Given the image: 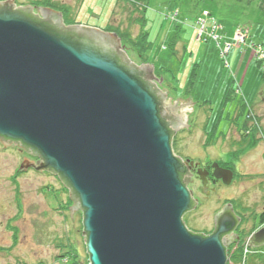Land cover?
Listing matches in <instances>:
<instances>
[{
  "label": "water",
  "instance_id": "95a60500",
  "mask_svg": "<svg viewBox=\"0 0 264 264\" xmlns=\"http://www.w3.org/2000/svg\"><path fill=\"white\" fill-rule=\"evenodd\" d=\"M34 7L0 1V140L38 157L21 170L52 172L69 189L90 264H227L241 218L232 205L211 234L183 220L197 206L188 183L199 161L177 155L173 138L196 102L172 103L116 33ZM215 168L229 185L234 171ZM248 239L264 246V226Z\"/></svg>",
  "mask_w": 264,
  "mask_h": 264
},
{
  "label": "rangeland",
  "instance_id": "374dc122",
  "mask_svg": "<svg viewBox=\"0 0 264 264\" xmlns=\"http://www.w3.org/2000/svg\"><path fill=\"white\" fill-rule=\"evenodd\" d=\"M14 3L60 11L66 25L116 33L130 61L153 65L159 77L162 72L165 79L158 85L168 91L172 103L175 94L196 102L189 130L182 128L175 134L174 152L202 165L228 163L235 178L230 186L223 185L219 196L211 198L193 186L199 204L183 220L194 232L210 233L215 228L214 215L230 203L244 218L245 234L252 233L255 214L264 211V61L253 48L258 43L264 48V0ZM36 7L34 12L40 14ZM176 10L180 15L172 18ZM204 10L221 24L217 33L222 35V43L234 42L227 60L221 58V47L214 38H199L197 20ZM237 28L248 30L245 42H237ZM143 33H148L150 43L146 52L133 41L139 42ZM183 54L187 59L182 60ZM173 79L177 87L170 84ZM3 144L0 142V264H90L83 235L84 213L79 207L71 216L74 201L69 200V189L52 172L21 170L23 153L16 144ZM26 158L32 159L27 153ZM248 264L254 263L250 259Z\"/></svg>",
  "mask_w": 264,
  "mask_h": 264
},
{
  "label": "flooded vegetation",
  "instance_id": "af4514ba",
  "mask_svg": "<svg viewBox=\"0 0 264 264\" xmlns=\"http://www.w3.org/2000/svg\"><path fill=\"white\" fill-rule=\"evenodd\" d=\"M190 114L191 113L187 114V118L186 119L188 121L191 120ZM174 140H175V135H174V138H173V143H174ZM0 142H2V141L0 140ZM13 144H15V143H13ZM3 146H4V144H3ZM16 146H18V145H16ZM18 148L23 153V155H24L23 157L26 158V153H27V156L32 158L31 160L38 161V157H35L31 153H29L23 147L18 146ZM22 161H24V158H23ZM216 163H218L223 168L232 169L231 166L228 163L222 164V163L215 162V161H209V162H207V163H205L203 165L197 163V164H195V166H193L190 169V175H189L190 181L188 183V188L193 192V197H194V200L196 201L197 205L199 204V202H198V198L195 195L196 194V190L194 189L193 186L196 185L197 191L199 193H201L203 196H205L206 198H211L212 196H215L217 194L219 196V193L222 190L221 188L225 184L224 181H223V178L221 176H219L220 172H218L217 168H215ZM29 169L33 170L34 168L31 167ZM233 178H235V176ZM233 181H234V179L232 180V182L228 186H230L233 183ZM225 185H227V184H225ZM227 209L228 208H226V206H223V208L221 209L220 212L221 213H225ZM220 214H218V215H220ZM234 214L236 216H238V217H241L240 218V222L238 223L237 227L235 228V230L233 232V234H236V238L234 240V241H236V240H238V239H240L242 237V235H243L242 233L245 232V231H243L244 229L242 228V223H243L244 218L242 217V215H239L238 212L235 211V209H234ZM218 215H216V217ZM255 223H258V221L255 220V222L252 224V226ZM263 226H264V224L262 226L257 227L255 230L252 231V233H255L256 231H258ZM214 227L215 228H214V230L212 232H214L216 230V223H215ZM212 232L207 233V234H211Z\"/></svg>",
  "mask_w": 264,
  "mask_h": 264
},
{
  "label": "built area",
  "instance_id": "2783aa9c",
  "mask_svg": "<svg viewBox=\"0 0 264 264\" xmlns=\"http://www.w3.org/2000/svg\"><path fill=\"white\" fill-rule=\"evenodd\" d=\"M178 11H175L174 13H171V17L178 16ZM199 27V38L201 40L208 41L210 37L214 38L218 44L221 47V58L224 60L226 59V56L228 55L230 49L233 47L234 42H225V44L222 43V35H219L217 33L218 29L221 28V24L217 20L215 16H213L209 11H204L201 15V18L197 20ZM235 38L237 42H245L249 37L248 30H245L243 28H237L235 30ZM255 54L258 57L259 60L264 61V48L263 45L258 43L254 46ZM228 65V61L226 62ZM243 259L239 261L237 264H247L248 257L252 253H261L262 256V263L264 264V251L255 250L249 246V239H246L243 245ZM233 252V251H232ZM230 264H233V262H230Z\"/></svg>",
  "mask_w": 264,
  "mask_h": 264
},
{
  "label": "trees",
  "instance_id": "16d2710c",
  "mask_svg": "<svg viewBox=\"0 0 264 264\" xmlns=\"http://www.w3.org/2000/svg\"><path fill=\"white\" fill-rule=\"evenodd\" d=\"M112 31H117L119 33V35L123 36V34H121L120 30L118 29H112ZM124 35H128L130 36L129 34H124ZM126 39H128L127 36H125ZM141 38H139V42H138V39H133V41L135 43H137V46H139L142 51L146 52L149 48H150V43L148 41V33H143L142 36H140ZM132 40V37L130 36L129 40L130 41ZM134 43V44H135ZM136 45V44H135ZM140 57H142L143 55L139 54ZM145 57V56H144ZM146 59V57L144 58ZM147 60V59H146ZM66 188V187H65ZM70 196H69V200H70ZM255 219L258 221V223H255L253 226H252V229L255 230L257 227L259 226H262L264 224V211L261 212V213H258V214H255ZM252 230V231H253ZM251 231V232H252ZM250 232V233H251ZM249 233V234H250ZM245 236V237H244ZM244 238L247 237V233L245 234L244 232V235H243ZM241 237L240 240L236 243H234L232 245V247L230 248V253H231V250L233 248H236V250L233 252V254L230 256V261H233V263H238L239 261H241L243 259V240L244 238ZM264 250V248H261ZM249 260L251 259L253 261L254 264H261L262 263V256H261V253H252L250 256H249ZM248 264V263H247Z\"/></svg>",
  "mask_w": 264,
  "mask_h": 264
},
{
  "label": "crops",
  "instance_id": "0c3cea01",
  "mask_svg": "<svg viewBox=\"0 0 264 264\" xmlns=\"http://www.w3.org/2000/svg\"><path fill=\"white\" fill-rule=\"evenodd\" d=\"M184 55V54H183ZM190 55V54H189ZM185 57V58H184ZM187 57L188 56H186V54L183 56V59L182 60H185V59H187ZM185 65H186V62H185ZM186 67V66H185ZM184 67V68H185ZM187 69V68H186ZM161 74H162V72H160ZM161 74H159L160 75V77L162 76L163 77V79H165V77H164V75H161ZM158 76V75H157ZM171 83L170 84H172V85H174V86H176L177 87V85H176V83H175V80L173 79V80H169ZM178 90V89H177ZM179 90H181V89H179ZM173 96H177V97H181L180 96V94H175V95H173ZM172 98V97H171ZM189 123H190V121H189Z\"/></svg>",
  "mask_w": 264,
  "mask_h": 264
}]
</instances>
